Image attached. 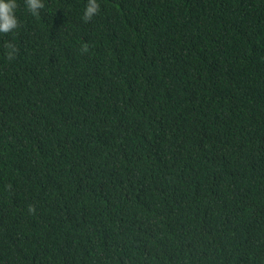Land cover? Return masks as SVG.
<instances>
[{
  "label": "trees",
  "instance_id": "16d2710c",
  "mask_svg": "<svg viewBox=\"0 0 264 264\" xmlns=\"http://www.w3.org/2000/svg\"><path fill=\"white\" fill-rule=\"evenodd\" d=\"M42 2L0 34V264H264V0Z\"/></svg>",
  "mask_w": 264,
  "mask_h": 264
},
{
  "label": "clouds",
  "instance_id": "9594fccd",
  "mask_svg": "<svg viewBox=\"0 0 264 264\" xmlns=\"http://www.w3.org/2000/svg\"><path fill=\"white\" fill-rule=\"evenodd\" d=\"M27 11L32 15H37L38 11L44 7L42 0H24ZM17 0H0V34L14 32L19 27L17 12ZM100 10L99 0H87L82 19L91 20ZM16 53L15 45H7V55L9 58Z\"/></svg>",
  "mask_w": 264,
  "mask_h": 264
}]
</instances>
